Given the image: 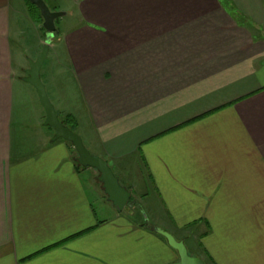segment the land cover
<instances>
[{
	"label": "crops",
	"instance_id": "crops-1",
	"mask_svg": "<svg viewBox=\"0 0 264 264\" xmlns=\"http://www.w3.org/2000/svg\"><path fill=\"white\" fill-rule=\"evenodd\" d=\"M52 2L77 25L49 44L47 97L141 203L116 212L69 143L20 127L29 9L0 0V264L176 262L154 229L264 264V0Z\"/></svg>",
	"mask_w": 264,
	"mask_h": 264
},
{
	"label": "water",
	"instance_id": "water-1",
	"mask_svg": "<svg viewBox=\"0 0 264 264\" xmlns=\"http://www.w3.org/2000/svg\"><path fill=\"white\" fill-rule=\"evenodd\" d=\"M28 2L39 11V15L42 19L41 26L47 35L36 59L29 61V67L24 71L25 77L22 78V81L30 85L36 92L39 104L45 113L44 125L51 128L54 132L51 142L63 140L71 145L76 153L74 160L77 165L81 168H89L97 172L98 177L96 180L100 184L106 202L111 204L116 212L121 213L128 205L130 199L129 191L120 185L107 162L99 157L91 155L84 148L81 138L60 122L58 112L50 103L45 87L41 83L39 77L40 67L48 52L50 37L52 34L56 33L54 21L62 17L64 13L50 12L43 0H28ZM154 232L163 237L167 245L176 252L178 260L171 264H205L201 259L190 256L184 243L175 240L171 234L161 229H154Z\"/></svg>",
	"mask_w": 264,
	"mask_h": 264
},
{
	"label": "rangeland",
	"instance_id": "rangeland-1",
	"mask_svg": "<svg viewBox=\"0 0 264 264\" xmlns=\"http://www.w3.org/2000/svg\"><path fill=\"white\" fill-rule=\"evenodd\" d=\"M43 1L45 2L46 6H47V8L49 9L50 12H61V13L65 12L62 17H59V18H57L54 21V25H55V28H56L57 32L58 31L59 32L60 31H65L66 29H73L77 25L76 16L75 15H71L70 11H68V12L67 11H59L58 8L55 7V5L52 2V0H43ZM28 14H29L28 18L30 20V24L25 22V25H24V27H25V29H24L25 35L23 36V38L21 39V41L19 43L20 44L19 45L20 57H22L21 58L22 62H21L20 68L23 69L24 71L28 69L29 61L36 59L38 53L42 49V45H40L39 42H41V40H42L43 43H44V41L46 39V35H47L42 30L43 29L42 26H41L42 25V21H37V17H38L37 13L36 12L33 13V11L30 10L28 12ZM36 22H37V25H38L39 28H36V30H35L33 28V24L35 26ZM57 32L55 34L51 35L50 41H49L50 43H55V40H56V37H57ZM52 52L53 51H49L47 53L42 65L40 67L39 77H40V80H41V83L43 84V86L45 84L44 73H45L48 65L52 64L53 61H54ZM24 71L22 73H24ZM17 74L21 75V70L20 71L17 70ZM20 85H22V87H24V89H22L19 93H20V97L22 99L21 100V108H22V111H24L23 115H22V120L25 121V124L23 122V126L20 125V127L24 128L26 126L28 129H31L32 132H34L35 129H39V128L40 129L41 128L45 129V128H43V123L45 121V115H44L45 113H44L42 107L39 104L38 97L36 95L35 90L30 85H28L26 83H23V84H20ZM47 96H50V95H47ZM48 98H50V97H48ZM39 114H42V116L41 115L40 116L43 119H41L40 116H38ZM48 129H49V131L52 132V129H50V128H48ZM76 132L77 131H74L75 134H77ZM78 136L80 137V135H78ZM80 138H81V141H82V144H83L84 148L86 149L87 144L84 141V137H83V139H82V137H80ZM88 152L92 155V153L90 151H88ZM72 154H73V157L75 159L76 153H75L74 150H72ZM93 173H94L93 178L96 180V178L98 177V174H97V172H93ZM113 174L115 175V177L118 179L119 182L120 181L122 182L123 179L119 175H117L114 172H113ZM120 185H122V184L120 183ZM98 191H100L99 187H98ZM129 191H130V199H129L130 201H132V199L135 200V199L138 198V193H136V191H135V189H133V187H131V189ZM99 195L100 196L102 195L101 196V201L102 200L105 201V198H104L102 192H99ZM137 200L140 202L139 198ZM107 205L108 204H106V203L104 204V202H103L101 206L102 207H108ZM143 217L147 218L145 214H143Z\"/></svg>",
	"mask_w": 264,
	"mask_h": 264
},
{
	"label": "trees",
	"instance_id": "trees-1",
	"mask_svg": "<svg viewBox=\"0 0 264 264\" xmlns=\"http://www.w3.org/2000/svg\"><path fill=\"white\" fill-rule=\"evenodd\" d=\"M25 1V3H26V5H27V8L29 9V11L31 10V11H33V13L34 12H36L37 13V21H42V19H41V17H40V15H39V11L37 10V8L35 7V6H33V5H31L29 2H28V0H24ZM42 29V28H41ZM43 30V29H42ZM44 31V30H43ZM72 121V119H70V118H65V119H63V120H60V122L64 125V126H66L69 130H71V131H73L74 132V127L73 126H71L70 125V123L69 122H71ZM129 202H130V200L128 201V204H129Z\"/></svg>",
	"mask_w": 264,
	"mask_h": 264
}]
</instances>
